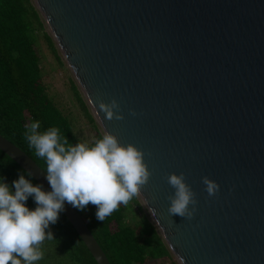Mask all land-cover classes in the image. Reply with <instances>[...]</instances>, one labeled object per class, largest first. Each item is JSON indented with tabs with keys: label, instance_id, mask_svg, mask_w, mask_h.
Here are the masks:
<instances>
[{
	"label": "water",
	"instance_id": "obj_1",
	"mask_svg": "<svg viewBox=\"0 0 264 264\" xmlns=\"http://www.w3.org/2000/svg\"><path fill=\"white\" fill-rule=\"evenodd\" d=\"M32 2L101 134L144 150L152 176L137 198L176 263L264 264V0ZM113 98L123 120L99 111ZM0 152L51 190L2 137ZM173 172L196 193L190 220L169 215ZM62 214L93 260L110 264L80 214L68 203Z\"/></svg>",
	"mask_w": 264,
	"mask_h": 264
},
{
	"label": "clouds",
	"instance_id": "obj_2",
	"mask_svg": "<svg viewBox=\"0 0 264 264\" xmlns=\"http://www.w3.org/2000/svg\"><path fill=\"white\" fill-rule=\"evenodd\" d=\"M99 111L104 118L123 120L120 103L100 100ZM129 114L136 116L134 109ZM25 132L30 148L46 163V179L51 190L32 182V172L21 170L18 179L9 185L0 177V264H35L43 258L40 246L54 236L50 225L58 222L65 203L83 211L88 205L96 207V219L104 221L121 204L127 206L142 194L152 172L145 162V152L132 143H120L118 137L104 131L93 144L77 142L72 145L58 127L41 131L39 120L31 122ZM27 173V175L25 174ZM174 194L170 201V216L192 219L198 200L186 174L173 172L165 177ZM205 191L212 197L220 185L208 176L201 178ZM32 198L35 208L27 201ZM154 215V210L149 208Z\"/></svg>",
	"mask_w": 264,
	"mask_h": 264
},
{
	"label": "trees",
	"instance_id": "obj_3",
	"mask_svg": "<svg viewBox=\"0 0 264 264\" xmlns=\"http://www.w3.org/2000/svg\"><path fill=\"white\" fill-rule=\"evenodd\" d=\"M40 16L32 0H0V137L45 172V160L36 155L25 138L26 126L39 120L41 131L58 127L72 145L82 141L75 134L74 124L49 99L41 82L38 38L44 40L55 61L61 60ZM71 86L86 123L95 130L93 140L88 143L91 145L102 134L76 84L72 82ZM20 171L18 165L0 152V177L11 185ZM32 182L36 183L33 179ZM27 206L30 209L36 206L31 197ZM72 208L80 214L110 264H149L151 261L164 264L173 260L148 215L142 212L137 197L127 206L121 204L103 222L96 219L94 205H88L83 211ZM50 230L54 239L42 243L43 258L35 264H97L62 213L58 222L50 225Z\"/></svg>",
	"mask_w": 264,
	"mask_h": 264
},
{
	"label": "rangeland",
	"instance_id": "obj_4",
	"mask_svg": "<svg viewBox=\"0 0 264 264\" xmlns=\"http://www.w3.org/2000/svg\"><path fill=\"white\" fill-rule=\"evenodd\" d=\"M37 50L40 58L39 63H41V82L46 87V93L49 99L53 101L56 104L57 108L61 112H63V114L66 115L67 118L70 119L72 124H74L75 134H77L81 141L89 143L94 138L95 130L86 123V120L83 117V112L79 109L76 94L73 92L71 86L72 82L74 84L76 83L72 75L67 70L65 62H63L61 55L58 51H56L57 57H59V59L61 60L60 62H63L62 64H64V66H62L60 62L55 61L54 57L51 55L47 45L41 37L38 38ZM77 89L79 90L78 87ZM79 93L82 96L80 90ZM140 206L142 212L147 214L146 210L142 207L141 203ZM171 262L176 261L173 258V260L167 261L164 264H170ZM149 264L161 263L159 261H151L149 262Z\"/></svg>",
	"mask_w": 264,
	"mask_h": 264
}]
</instances>
